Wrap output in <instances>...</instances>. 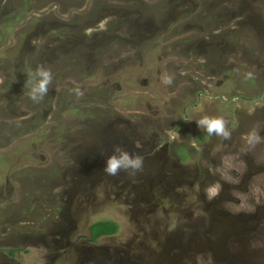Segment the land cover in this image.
<instances>
[{"label": "rangeland", "instance_id": "obj_1", "mask_svg": "<svg viewBox=\"0 0 264 264\" xmlns=\"http://www.w3.org/2000/svg\"><path fill=\"white\" fill-rule=\"evenodd\" d=\"M124 154L138 164L107 173ZM164 158L183 179L149 183ZM86 168L105 174L80 184ZM204 187L233 214L264 206V0H0V264L153 263L164 246L176 264H264V223L182 250L185 223L211 224ZM100 220L118 231L68 248L66 223L90 239Z\"/></svg>", "mask_w": 264, "mask_h": 264}, {"label": "flooded vegetation", "instance_id": "obj_2", "mask_svg": "<svg viewBox=\"0 0 264 264\" xmlns=\"http://www.w3.org/2000/svg\"><path fill=\"white\" fill-rule=\"evenodd\" d=\"M181 1L182 3L186 2V0H181ZM253 14L255 15V18L258 22V20H260V17H261L260 11L253 12ZM247 18L248 20H251L252 18L251 14L247 16ZM118 134H120L119 137L121 138L120 143H124V144L129 143L127 140L125 141L126 138L123 135H121V134H124L123 131H119ZM166 162L167 160L164 158L162 163L157 161L155 162V164H149L150 166L148 165L147 167L148 174L146 176L149 179V183L156 182L155 179L156 178L160 179L161 175H162V178H164V181L168 184L171 181L175 180L174 178H176V181H180L183 179L180 176H178L179 172L175 173L172 170L165 171L166 169H168V167L165 165ZM177 164H180V163H177ZM254 167H257L258 169L257 168L255 169ZM261 169H262L261 167L257 165H253L252 162L249 161L243 174H240V173L237 174V175H240L239 177L240 181L237 182L236 180L229 185L234 186V189L236 188L241 189V186L244 183H247L246 181H247L248 175H252L256 173L257 171H260ZM90 170L91 171H89V169L86 168V170L81 171L80 173L81 178L79 179L80 184H82V182L85 183L87 180L94 179L96 177H100L105 174V172L99 170V168H91ZM255 170L257 171L255 172ZM207 190H208L207 187H204V189L202 188V191L200 190L199 193H195V196L201 198L200 199L201 204H197L198 208H200V210H202L204 213L206 212L209 213L211 224L208 227L206 226V224L200 221H196L194 225L193 224L190 225L188 222L185 223V226H189L191 228V229L189 228L191 236H190V239L184 243V247H182V250L184 252H189L191 250H194L197 246H200V245L208 246L214 243L217 244L218 243L217 240H220L221 238L223 239V241H226V242L230 239L231 240L236 239L238 244L240 245H243L242 243L243 240L246 242L248 234H250V237L253 241L255 238L259 239L258 235L260 232H262V224L264 223V206L263 205H260L257 208L255 214H246L245 212H242L243 216H240V214H233L230 211L231 208L227 207L226 205V202H228L229 199L232 198L231 196H233L230 194V192L226 194V190L222 188L220 191L216 192L214 196L209 198ZM137 193H139V191ZM239 199L240 198H237V200ZM66 224L68 225L66 227L67 230H66V236L64 237V242L68 243L67 245L69 249H72V247L76 244H82L81 241L83 240H84L83 244L86 243V240H91V241L96 240L93 238V233L91 232V226L93 223L89 226V230L91 232L90 239H86L85 237H82L83 235L81 236L77 235L75 238H72L73 233L75 232L74 230L72 231L73 225L71 223H66ZM221 231H224L225 233H222ZM202 232L204 234H207L206 235L207 238L205 241H203L202 237L199 236L198 234ZM220 232L222 233L221 235H219ZM177 234L179 236H184L187 234V231L183 232L179 228V230H177ZM177 234L167 238L166 240L167 242H165V245L167 243L171 244L175 242L178 239ZM155 253H156L155 251H151L150 259L153 260V258L155 257V260H153V263L151 261L149 263H152V264H171L173 262H175V264L178 263V254L171 255L170 249H167V246H164V252L160 256L156 255ZM241 253L242 252L239 250L238 255H240ZM9 254L11 253L9 252ZM126 255H128V253H126ZM143 259H144L143 255L142 256L138 255L136 258L132 256L127 261V264H149L143 261Z\"/></svg>", "mask_w": 264, "mask_h": 264}, {"label": "clouds", "instance_id": "obj_3", "mask_svg": "<svg viewBox=\"0 0 264 264\" xmlns=\"http://www.w3.org/2000/svg\"><path fill=\"white\" fill-rule=\"evenodd\" d=\"M40 74L43 76V79L39 83V89L41 91H45L46 86H47L48 81H49V75L47 72H41ZM203 122L207 124L209 132H212L213 130H215L217 132L223 131L224 121L221 118L205 120ZM128 164L136 165V164H138V160H130L129 157L127 156V154H124L119 159L116 158L115 156H113V157L109 158L105 171L107 173H109L110 175L115 176V175H117V170L121 166H126ZM216 192H217L216 187H212V188L208 189L209 198L214 196L216 194Z\"/></svg>", "mask_w": 264, "mask_h": 264}, {"label": "trees", "instance_id": "obj_4", "mask_svg": "<svg viewBox=\"0 0 264 264\" xmlns=\"http://www.w3.org/2000/svg\"><path fill=\"white\" fill-rule=\"evenodd\" d=\"M118 231V224L113 220H100L94 222L91 226L93 238L97 239L102 235H112Z\"/></svg>", "mask_w": 264, "mask_h": 264}]
</instances>
